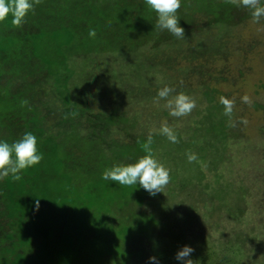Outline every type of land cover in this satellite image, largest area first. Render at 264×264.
Segmentation results:
<instances>
[{"label":"trees","instance_id":"16d2710c","mask_svg":"<svg viewBox=\"0 0 264 264\" xmlns=\"http://www.w3.org/2000/svg\"><path fill=\"white\" fill-rule=\"evenodd\" d=\"M32 2L22 25L0 21V139L11 143L30 131L43 158L22 170L18 180L11 175L0 179V264H154L150 256L157 257L159 264H179L175 254L184 245L194 249L188 257L193 264H244L238 243L219 248L208 245V240L194 243L157 234L160 225H176L178 218L168 199L178 198L186 184L170 186L169 192L177 193L167 198L164 192L151 196L138 184L119 185L101 178L106 168L131 162L146 150L156 155L152 147L164 136L160 131L137 135L133 146L124 143L117 149L118 143L107 139L116 118L127 120L126 124L132 120L130 126L139 121L138 116L126 117L125 108L134 99L141 103L142 89L112 92L117 94L112 107L117 116L110 109L106 112L108 108L95 113L89 105L110 94L112 83L120 80H158L164 65L172 63L168 69H173V62L182 56L179 47V53L165 59L153 55L149 61L145 45L157 54L158 41L170 47L182 45L179 40L191 38L195 18L202 17L221 29L215 40L210 37L212 49L203 48L197 55L217 54L214 51L232 39V29L250 17V11L239 0H182L177 15L185 36L178 39L156 26V13L144 0ZM89 29L95 31L94 37L88 36ZM97 81L106 88H95ZM208 98L213 100L209 93ZM214 106L223 105L210 102L193 133V139L207 133L210 147L203 157L205 169L195 167L198 184L204 182L206 170L219 177L231 139L230 117ZM256 106L264 110V104ZM53 107L59 120L50 127L45 109L50 114ZM85 115L89 126L83 129ZM111 146L132 159L120 162ZM246 192L242 186L234 190L219 185L205 195L220 201L232 216L236 204H230L229 197Z\"/></svg>","mask_w":264,"mask_h":264},{"label":"rangeland","instance_id":"374dc122","mask_svg":"<svg viewBox=\"0 0 264 264\" xmlns=\"http://www.w3.org/2000/svg\"><path fill=\"white\" fill-rule=\"evenodd\" d=\"M238 18L240 17H236V20ZM194 21V31L189 34L191 38L180 39L182 45L177 42L170 47L158 41L160 54L154 53L148 45L142 47L146 48L149 61L153 55L161 59L168 58L171 54L179 53L178 48L183 47L182 56L177 57L173 62L175 64L173 69H168V65L172 63L165 64L158 80L152 77L153 79L146 83L136 78L112 83L113 91L105 98L103 96L96 98L97 100L90 103L89 108L95 113L102 108H108L106 112L109 113V109H113L114 100H116L114 97L117 95L112 92H118L119 88L142 89L145 97L141 98V103L134 99L125 108L126 117L138 116L139 121L136 124L133 122L130 126L132 120L126 124L127 120L120 121L116 118L118 123L110 127L112 134L107 139L111 144L118 143L115 145L117 149L124 143L133 146L137 135L159 132L162 122H166L170 129L180 131V133L177 130L173 131L177 137L175 143L169 141L166 136H162L154 142L155 146L152 147L156 149L153 151L156 153L155 158L169 169V182L160 193L164 192L163 195L170 198L177 192L172 194L169 188H179L183 184L187 186L183 192L179 193L178 198L172 200L173 203L168 199L169 204H173L171 209L174 216L178 218L176 225L170 228L165 224L160 225L156 229L157 234L161 236L171 234L194 243L198 240H208V245L214 247L224 248L238 243L244 253V264H264V110L256 106V104H264V17L257 22L250 15L232 29V39L219 46L220 48L214 51L217 54L208 56H199L197 52L203 48L212 49L214 41L210 37L215 40L214 36L221 28L208 25L209 22L202 17H196ZM154 45L156 44L153 43L152 46ZM151 76L152 74H148L146 77L151 78ZM95 85L98 86L95 88H100L98 90L106 88L105 84L99 85L98 81ZM165 85L175 89L171 95L177 92L189 95L195 101V107L183 116H170L165 100L157 97V90ZM208 93L212 101L209 100ZM221 96L233 101L231 123H229L231 139L226 159L220 166L218 178L215 172L206 170L204 182L198 184L197 179L194 180L195 173L198 172L195 167L205 164L206 158L203 157L209 153L207 148L210 147L207 143V133L202 132L194 139L193 133L196 131L204 109L210 102L220 103ZM244 96L248 97L247 102L242 100ZM101 104L103 106L105 104V107H101ZM214 107L220 114L224 108L223 106ZM53 108L50 114L45 109L47 126L50 127L59 120L57 107ZM118 113L116 111L115 116ZM85 118L82 119L83 129L89 126L86 115ZM112 136L115 140L110 141ZM113 148L111 146L110 151L119 156L120 162L131 158L129 155H120V152ZM134 149L137 150L136 147ZM137 152L139 154V151ZM188 153H195L197 159L189 162L186 155ZM139 156L142 155H137ZM204 166L203 169H205ZM219 185L228 186L234 190H239L242 186L248 191L240 197L234 193L229 197V203L236 204L235 210H232L234 214L232 216L224 210V205L220 204V201L205 195L214 187L219 188ZM236 209L243 212L238 213ZM238 233L239 235L235 237Z\"/></svg>","mask_w":264,"mask_h":264},{"label":"clouds","instance_id":"9594fccd","mask_svg":"<svg viewBox=\"0 0 264 264\" xmlns=\"http://www.w3.org/2000/svg\"><path fill=\"white\" fill-rule=\"evenodd\" d=\"M182 0H144L148 8L156 13L155 24L161 30H167L176 38H183L185 31L179 24L177 10ZM240 6L248 9L254 21L264 17V0H239ZM33 9L32 0H0V21L10 19L12 25L20 26L24 23L27 14ZM89 37L95 36V31L89 29ZM175 89L165 85L157 90V97L164 99L169 115L180 117L189 113L195 107V101L184 92H177L171 95ZM247 102L248 97H242ZM219 102L224 106L223 111L231 116L233 101L230 98L221 96ZM160 133L173 143L177 141L176 135L169 128L166 122L161 123ZM151 142V137L147 138ZM187 159L192 162L197 159L195 153H188ZM43 154L38 150L37 137L30 131H26L21 138L9 143L0 139V179L11 175L13 179H19L22 170H26L38 164ZM101 178L108 181L118 182L119 185H139L149 195L154 196L169 182V169L160 163L150 151L127 163H116L106 168ZM39 199L34 201L36 209L39 208ZM194 249L189 245L182 246L175 254L179 264H193L188 258ZM187 258V259H186ZM149 261L159 264L157 257L150 256Z\"/></svg>","mask_w":264,"mask_h":264}]
</instances>
